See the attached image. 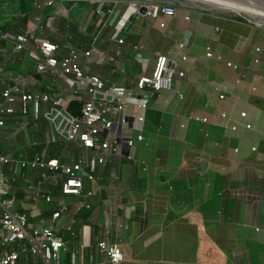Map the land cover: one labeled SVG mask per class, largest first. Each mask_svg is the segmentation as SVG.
<instances>
[{
  "label": "crops",
  "instance_id": "0c3cea01",
  "mask_svg": "<svg viewBox=\"0 0 264 264\" xmlns=\"http://www.w3.org/2000/svg\"><path fill=\"white\" fill-rule=\"evenodd\" d=\"M55 1L45 5L43 0L37 5L38 12L31 17L29 14L24 28L14 30H26L29 35L55 43L58 46L55 54L60 57L69 46L86 48L99 22L104 21L96 45L103 50L116 47V42L110 39V22L128 0H107L110 3L104 1L100 5L103 0H81V4H74L76 0ZM210 1L217 5L216 1ZM219 1L220 5L250 15L251 11L242 8L241 2L255 6L247 0ZM255 2L264 5V0ZM111 4L115 9L113 15L96 14L98 6L105 10ZM60 6L68 9L67 15L57 12ZM38 15L42 18L40 23H32L31 19ZM45 17H50L49 23ZM159 22L164 24L160 26ZM123 31L121 55L112 62H103L101 67L90 61L89 68L107 82L122 84L129 94L134 93L125 104L126 123L119 121L116 112L108 129L115 135L130 136L132 144L127 146L122 141L116 151L105 156L102 166L95 167L94 174L98 176L95 193L85 197L62 193V176L53 170H48L42 181L44 190L65 203L60 220L71 217L72 233L60 230L65 241L60 264H264V29L207 7L180 4L169 16L160 12L153 16L139 14L129 29ZM207 50L209 55L205 54ZM135 53L145 68L135 59ZM159 53L171 54L183 74L173 75L169 89L156 90L149 85L138 88V76L150 72ZM0 63L6 71L35 72V60L30 55L22 51L8 53L2 44ZM77 63L81 65L82 58ZM36 74L34 87L61 95L66 109L70 99L88 97L84 90L66 86L60 77L47 71ZM138 102H144L142 109L137 107ZM13 106L0 127V153L12 159L1 164L5 174L13 173V159L31 157L42 150L46 157H56L64 163L93 153V149H84L78 141L56 134L53 121L43 115L46 103L40 104L37 113L29 107L21 113L17 100ZM146 107L159 111V122L145 117ZM221 111L237 122L235 129L223 126ZM239 111H245L250 127L241 125L244 119L239 117ZM189 113L204 115L207 121L196 123L188 117ZM137 115H142V120ZM138 133L141 138L135 136ZM55 139H62L67 145L56 155H48L46 147ZM38 171V168L19 169L8 194L15 197L13 207L20 209L21 201L29 205L33 202L46 218L50 208L41 201H33L25 186L26 182L35 181ZM153 173L184 184L187 202L175 204L172 191V209L193 211L200 216L214 213L225 232L213 241L201 242L214 244L217 250L208 249L205 253L199 247L195 251L189 249V243L195 239L185 238L177 229L184 222L188 227L194 226V219L161 217L153 222L147 204L141 199L147 192L144 185L149 174ZM82 188L94 191L95 185L84 179ZM82 201L89 206H82ZM160 205L165 207L163 203ZM101 238L121 247V259L111 262L97 250L95 242ZM14 264H40V258L19 253Z\"/></svg>",
  "mask_w": 264,
  "mask_h": 264
},
{
  "label": "built area",
  "instance_id": "2783aa9c",
  "mask_svg": "<svg viewBox=\"0 0 264 264\" xmlns=\"http://www.w3.org/2000/svg\"><path fill=\"white\" fill-rule=\"evenodd\" d=\"M107 1L103 0L99 2ZM55 0H44L45 5L54 4ZM110 3L109 1H107ZM139 5H144V13L156 15L158 12L164 15H172L174 6L165 3H140L135 0H128L125 7L117 13L115 19L111 20L110 39L116 42V47L111 50H103L97 47L96 40L99 29L104 25V21L99 22L94 34L86 48L69 46L67 53L58 57L55 53L58 46L40 36L29 35L26 30H8L0 28V44L8 53L22 51L30 55L35 60L34 71H47L54 76L60 77L63 83L75 89L84 90L88 97L83 100L79 114H73L63 105L62 96L51 95L34 87L35 77L32 72H21L16 70L6 71L0 63V127L4 124V115L13 111L14 101H18L21 113H25L29 108L33 113H37L41 103H46L47 108L43 115L53 121V128L58 136L69 140L78 141L84 149H93L91 155L64 163L56 157H46L44 151L35 152L31 157L13 159V173L7 175L3 172L1 164L10 160V156L0 153V264H14L19 253H30L32 256L40 258V264H60V251L65 247V241L60 230L66 229L72 233L69 226L71 217L67 221H61L65 203L61 198L53 197L44 190L42 181L47 177V171H57L60 179V191L85 197L96 192L98 176L94 174L97 165L105 163V156L116 151L123 141L127 146L132 144L130 136L125 134L115 135L109 132L112 123V114L119 113V121L124 124L127 121L125 104L129 91L119 83H109L97 72L89 68V62L103 63L112 62L121 55L119 45L123 42L121 33L123 24L128 16L137 11ZM68 9L60 6L57 12L67 15ZM99 15H113L115 9L113 5L101 10L99 6L95 9ZM40 16H35L31 22L40 23ZM45 22H50V17H45ZM164 23L159 22L162 26ZM179 46L181 43L178 44ZM137 49V46H133ZM206 55L210 52L207 50ZM135 53V59L141 64V57ZM182 59L185 56H180ZM82 58L83 63L79 65L77 61ZM176 59L169 53H159L156 55L153 66L148 74L139 75L136 80L138 88L149 85L153 89H169L173 80V75L181 76L182 71L177 69ZM177 96L181 97L179 92ZM77 95L72 94V97ZM218 97H223L222 92ZM79 98V97H78ZM144 102H138L137 107L143 108ZM241 117V125L248 128L250 123L245 120V111L238 112ZM223 118V126L235 129L237 122L232 120L224 111L220 112ZM188 117L196 123H204L207 117L197 113H189ZM138 120H142V115H137ZM264 122V120H263ZM141 138V134L135 135ZM253 148V147H252ZM129 157V154H127ZM38 168L37 177L33 183L26 182V190L30 191V198L33 201H41L49 207L48 216L44 218L37 204L21 201L20 209L13 207L14 195L9 193L11 185L16 181L19 169ZM87 179L94 183L95 190H83L82 181ZM82 206L88 207L86 201H82ZM30 217H36L30 220ZM105 228V233H108ZM95 246L98 251L103 252L111 262H117L122 257L121 247L114 242H109L106 238L97 239Z\"/></svg>",
  "mask_w": 264,
  "mask_h": 264
},
{
  "label": "rangeland",
  "instance_id": "374dc122",
  "mask_svg": "<svg viewBox=\"0 0 264 264\" xmlns=\"http://www.w3.org/2000/svg\"><path fill=\"white\" fill-rule=\"evenodd\" d=\"M42 1L43 0H0V27L5 24L12 23L16 19L17 15L24 11H29L30 17L33 16L36 12H38L39 8L37 5L41 4ZM214 1L217 2V5H215L210 0H157L158 3L171 4L174 7H177L180 4H185L189 7H207L209 9L225 13L238 19H242L249 22L251 21L257 26L264 29V20H261L260 18L250 14L238 13L234 11V9H232L231 7L226 6L224 4L220 5L219 0ZM258 5L264 9V5ZM219 6L226 7L227 9L221 8ZM144 186H147V192L142 195L141 199L147 204L153 222L155 221V219L161 217L172 218L182 216V218H185V220L194 219L195 224L194 226H192L193 228L188 227L187 223L184 222V226L177 229V232L179 234L182 233L185 238L189 236V238L187 239H195L194 243H189V249L195 251V248L199 247L205 253H208L210 249H216L214 248L216 247L214 244L207 245V243L201 242L205 239H210L211 241H213L216 237H219L221 233L225 232V227L218 223L217 218L214 216V213H211V215L209 216L207 215L208 213H204V215L201 214L200 216L199 213L193 211L189 213L178 212L170 207L172 191H175L173 196V202L175 204L187 202L188 196L183 191L184 184L182 182L170 180V178L160 173L158 175L157 173H153L149 174V179ZM160 203H163L164 205L166 203L167 204L164 207L161 206ZM199 241L200 243H198Z\"/></svg>",
  "mask_w": 264,
  "mask_h": 264
},
{
  "label": "trees",
  "instance_id": "16d2710c",
  "mask_svg": "<svg viewBox=\"0 0 264 264\" xmlns=\"http://www.w3.org/2000/svg\"><path fill=\"white\" fill-rule=\"evenodd\" d=\"M69 2L71 3V1H69ZM78 3L81 4V3H83V1L76 0L74 4H78ZM28 16H29V11H24V12L18 14L16 19L12 23L5 24L0 28L1 29H8V30H14L17 28L23 29L24 25L27 21ZM123 32L124 31H122V33ZM95 65L98 67H101L104 64L100 63V65H99V64L94 63V66ZM108 69H109V66H108ZM33 74L37 75L36 72H33ZM82 102H83L82 99H70L68 104H67V110L73 114H79ZM159 116H160L159 111H157L153 108H150V107L145 108V117L148 120H150L152 122H159ZM64 145L66 146L67 144H64L62 139L52 140L51 142L48 143V145L46 147V153H48V155H53V153H54V155H56L58 152H60V150L62 149V147ZM56 190H57V188H56Z\"/></svg>",
  "mask_w": 264,
  "mask_h": 264
},
{
  "label": "water",
  "instance_id": "95a60500",
  "mask_svg": "<svg viewBox=\"0 0 264 264\" xmlns=\"http://www.w3.org/2000/svg\"><path fill=\"white\" fill-rule=\"evenodd\" d=\"M145 7L144 5H139L136 12L131 13L125 23L123 24V30H128L131 24L135 21V19L138 17L139 14L144 13ZM134 96V93H130L127 97V100L130 99V97Z\"/></svg>",
  "mask_w": 264,
  "mask_h": 264
},
{
  "label": "bare ground",
  "instance_id": "6f19581e",
  "mask_svg": "<svg viewBox=\"0 0 264 264\" xmlns=\"http://www.w3.org/2000/svg\"><path fill=\"white\" fill-rule=\"evenodd\" d=\"M247 1H251V2H253V4L255 5L254 7L253 6H249V5H247V4H243L242 2H241V7L242 8H244L245 10L246 9H249L250 11H251V14L253 15V16H256V17H258V18H260L261 20H264V9L262 8V7H260L256 2H255V0H247ZM234 4H236V3H234ZM236 7V6H235ZM234 8V7H233ZM235 9V8H234ZM263 10V11H262ZM234 11H236V10H234ZM240 11H238V13H239Z\"/></svg>",
  "mask_w": 264,
  "mask_h": 264
}]
</instances>
